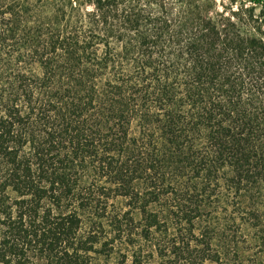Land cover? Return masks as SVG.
I'll use <instances>...</instances> for the list:
<instances>
[{"label":"trees","instance_id":"obj_1","mask_svg":"<svg viewBox=\"0 0 264 264\" xmlns=\"http://www.w3.org/2000/svg\"><path fill=\"white\" fill-rule=\"evenodd\" d=\"M214 0H0V264H257L264 33Z\"/></svg>","mask_w":264,"mask_h":264},{"label":"rangeland","instance_id":"obj_2","mask_svg":"<svg viewBox=\"0 0 264 264\" xmlns=\"http://www.w3.org/2000/svg\"><path fill=\"white\" fill-rule=\"evenodd\" d=\"M218 11H222V8L234 10L238 7L244 9H254L253 13V25H259L261 32L264 33V0H214ZM264 216V213H263ZM247 243L241 244V250H244L245 257L257 260V264H264V246L259 245V242L254 240L252 232L247 231Z\"/></svg>","mask_w":264,"mask_h":264}]
</instances>
